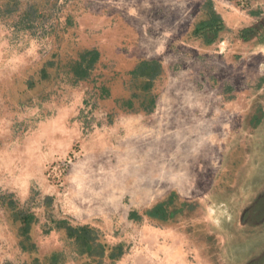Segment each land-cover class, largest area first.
Here are the masks:
<instances>
[{
  "label": "rangeland",
  "instance_id": "obj_1",
  "mask_svg": "<svg viewBox=\"0 0 264 264\" xmlns=\"http://www.w3.org/2000/svg\"><path fill=\"white\" fill-rule=\"evenodd\" d=\"M263 21L264 0H0V264H229L240 203L215 184L262 103Z\"/></svg>",
  "mask_w": 264,
  "mask_h": 264
},
{
  "label": "flooded vegetation",
  "instance_id": "obj_2",
  "mask_svg": "<svg viewBox=\"0 0 264 264\" xmlns=\"http://www.w3.org/2000/svg\"><path fill=\"white\" fill-rule=\"evenodd\" d=\"M257 29H253L252 36L260 39L264 36V21ZM239 40L244 41V36H239ZM262 90L261 104L258 103L255 111L249 118L248 124L251 125L250 130L245 135L243 132L236 138L238 142L232 144L228 148L224 159L223 169L218 176L216 187H226L236 193L237 202L240 203L237 216V226L232 229L230 242L234 244L226 245L225 252L234 251V255L230 256L229 264H264V251L261 256L247 257L236 261L237 249L244 246L248 238H255L264 234V186L253 189L248 179L252 170L257 168L260 163L255 164L261 155H264V88ZM264 160V158H262ZM261 160V159H260ZM261 160V162L263 161ZM262 167V165H261ZM237 232V235L234 234ZM255 240V239H254ZM257 241V240H256ZM238 246L232 248V246ZM231 246V249L229 247ZM241 250V249H240Z\"/></svg>",
  "mask_w": 264,
  "mask_h": 264
},
{
  "label": "trees",
  "instance_id": "obj_3",
  "mask_svg": "<svg viewBox=\"0 0 264 264\" xmlns=\"http://www.w3.org/2000/svg\"><path fill=\"white\" fill-rule=\"evenodd\" d=\"M222 30H223L222 20L219 19L217 16H211L207 21L198 24L193 32L194 33L206 32L210 34L213 38H215L218 35V33H220ZM249 31H250L249 28L242 29L239 31V36H243L246 32ZM86 54L90 56L88 60L89 65H93L99 58V54L97 51H90L87 52ZM152 65H156V63H149L147 61H142L131 71L130 75L135 77L143 75L145 73L144 70L149 69ZM79 74H80L79 76L83 78L86 76L87 72L83 70ZM159 75H161V70L155 74V77ZM129 104L131 103L129 102ZM155 106H156V97H153L150 100V108L147 109L146 113L147 114L153 113ZM28 221L29 219L24 218L22 220V223L26 226Z\"/></svg>",
  "mask_w": 264,
  "mask_h": 264
},
{
  "label": "crops",
  "instance_id": "obj_4",
  "mask_svg": "<svg viewBox=\"0 0 264 264\" xmlns=\"http://www.w3.org/2000/svg\"><path fill=\"white\" fill-rule=\"evenodd\" d=\"M238 110V112H237ZM237 110L235 111L234 113V116H233V122L236 127L232 128L233 130H236L237 129V125H239V123H241V120H242V108H237ZM152 114V113H151Z\"/></svg>",
  "mask_w": 264,
  "mask_h": 264
}]
</instances>
